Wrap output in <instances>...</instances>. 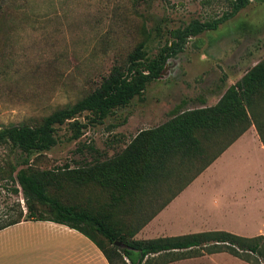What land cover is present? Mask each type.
<instances>
[{
	"label": "rangeland",
	"instance_id": "1",
	"mask_svg": "<svg viewBox=\"0 0 264 264\" xmlns=\"http://www.w3.org/2000/svg\"><path fill=\"white\" fill-rule=\"evenodd\" d=\"M226 9L228 0H0V128L37 125L46 115L73 105L111 67L125 63L134 45L144 39L143 28L149 32L144 50L151 58L167 39L168 29L182 27L191 19L218 16ZM263 56L264 0H249L216 29L190 37L182 51L166 61L160 77L146 84L139 98L133 97L100 122H93L86 112L79 114L77 138L71 137L69 126L63 123L54 127L56 143L47 150L24 154L0 144V223L16 204L24 211L15 182L18 168L55 170L107 158L139 129L164 121L175 105L183 102L181 108L187 109L213 104ZM258 112L264 128V105ZM249 127L208 165L194 196L156 213L132 238L220 227L231 231L257 223L264 230V219L259 220L255 212L256 188L264 178V148L254 125ZM49 193L78 208L95 209L108 200L107 190L95 184H65ZM153 205L144 206L145 214ZM141 215L119 213L117 217L136 224ZM20 222L0 232V248L13 256L34 252L37 230L43 229L37 228V221ZM98 238L106 250L115 245ZM163 260V256L153 257L150 264H249L226 252ZM25 261L31 264L33 260Z\"/></svg>",
	"mask_w": 264,
	"mask_h": 264
},
{
	"label": "trees",
	"instance_id": "2",
	"mask_svg": "<svg viewBox=\"0 0 264 264\" xmlns=\"http://www.w3.org/2000/svg\"><path fill=\"white\" fill-rule=\"evenodd\" d=\"M248 2L228 0V9L218 16L191 19L182 27L168 29L167 39L151 58L144 50L149 32L143 28L144 39L134 45L125 63L111 67L90 93L46 115L37 125L0 128V144L6 143L24 154L47 150L56 143L54 127L63 123L69 126L71 137L77 138L79 114L86 112L93 122H100L115 109L128 105L133 97L139 98L146 84L160 77L166 61L181 52L190 37L216 29ZM182 104L175 105L159 124L139 129L107 158L55 170L18 168L15 182L24 211L16 204L0 223V229L26 220L64 224L90 239L108 264H150L153 257L160 256L164 257L161 263H166L216 252H226L249 264H264L261 234L246 237L225 230H205L132 238L251 124L264 148V128L258 120V109L264 105V56L229 84L213 104L187 109H182ZM65 184L98 185L107 190L108 200L95 209L64 204L49 189H61ZM151 204L154 205L145 214L144 206ZM119 213L135 217L142 214V218L132 224L118 218ZM98 237L121 245L106 250Z\"/></svg>",
	"mask_w": 264,
	"mask_h": 264
},
{
	"label": "crops",
	"instance_id": "3",
	"mask_svg": "<svg viewBox=\"0 0 264 264\" xmlns=\"http://www.w3.org/2000/svg\"><path fill=\"white\" fill-rule=\"evenodd\" d=\"M249 129L250 127H248L241 135H239L222 153L234 145L243 135L247 133ZM260 149L263 151V148ZM207 167L205 169H207ZM205 169L194 179H192L187 185H185L159 212H157L156 215H159L166 208L172 206L175 203L181 204L183 200L188 198V196L193 195L195 190H197L196 185H198L199 177L203 175ZM256 190L257 197L255 212L259 213V220H263L264 178L261 180V183H259ZM244 210H247L246 207ZM156 215L154 217H156ZM151 220L152 219H150L148 222ZM22 223L19 222L5 227L1 229L0 232L12 227H18ZM147 223L145 225H147ZM145 225L141 228V230L144 229ZM37 228L43 229L41 232L37 230V245L35 246L36 250L34 252L25 251L23 254L18 253L17 256H13L8 250L0 248V264H26V259H32L33 261L31 264H108L102 252L95 246V244L77 230L69 228L64 224L47 220H37ZM212 230L227 231L229 229L220 227ZM231 231L232 233L237 232L235 234L246 237H251L258 234H261L262 236L264 235V230L261 228V224L259 223H257L256 226L250 225L246 228L232 229ZM21 261L25 263H22Z\"/></svg>",
	"mask_w": 264,
	"mask_h": 264
},
{
	"label": "water",
	"instance_id": "4",
	"mask_svg": "<svg viewBox=\"0 0 264 264\" xmlns=\"http://www.w3.org/2000/svg\"><path fill=\"white\" fill-rule=\"evenodd\" d=\"M114 244H116V245H117V244H120V243H119V242H117V241H114Z\"/></svg>",
	"mask_w": 264,
	"mask_h": 264
}]
</instances>
